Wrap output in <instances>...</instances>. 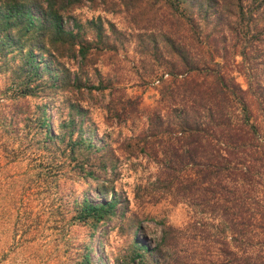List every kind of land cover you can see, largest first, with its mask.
Wrapping results in <instances>:
<instances>
[{"label":"trees","instance_id":"obj_1","mask_svg":"<svg viewBox=\"0 0 264 264\" xmlns=\"http://www.w3.org/2000/svg\"><path fill=\"white\" fill-rule=\"evenodd\" d=\"M85 1L109 10L118 4L143 15V31L137 34L147 65L142 78L154 83L165 111L145 108L144 127L123 140L125 152L147 155L156 167L155 179L138 185L134 197H169L195 213L182 228L162 220L161 236L152 247L138 240L132 249L138 257L117 264H144L148 255L161 264H264V0H0V47L5 42L7 53L21 55L14 66L20 79L13 107L23 106L19 98L47 86L45 73L53 87L67 86L68 75H61L57 58L77 57L84 70L93 63L94 46H110L97 19L88 21L95 39L86 37L78 22L64 27V17ZM141 1L149 3L148 9ZM35 48L48 52L47 60L34 54ZM235 71L244 75L246 87ZM75 81L79 83L78 76ZM107 86L121 89L112 82ZM111 101L113 117L131 115ZM38 108L33 122L53 136L45 106ZM80 110L75 104V111ZM69 147L102 149L81 131ZM101 153L106 158L96 166L114 170V150ZM77 163L81 171L96 175L94 163ZM128 205V197L121 199L113 188L102 202L85 201L80 214L100 219L110 209L124 212Z\"/></svg>","mask_w":264,"mask_h":264},{"label":"rangeland","instance_id":"obj_2","mask_svg":"<svg viewBox=\"0 0 264 264\" xmlns=\"http://www.w3.org/2000/svg\"><path fill=\"white\" fill-rule=\"evenodd\" d=\"M148 4L141 1L147 9ZM71 13L63 19L66 29L78 22L84 35L95 39L88 21L97 19L110 36V46L102 50L101 44L94 46L93 63L84 70L79 69L77 57L57 58L61 75L69 78L66 87H53L45 73L47 86L25 99L17 97L23 106L13 107L14 97L19 96L14 86L20 79L14 66L21 55L7 53L5 42L0 47V264H117L138 257L132 251L138 240L152 247L161 236L162 220L182 228L195 217L188 204L172 202L169 197L156 201L134 197L138 185L155 179L156 167L147 155L125 152L123 140L144 127L145 108L160 106L165 111L154 83L142 78L147 65L137 34L143 31V15L118 4L109 10L89 1L78 4ZM42 51L35 48L34 54L47 60L49 53ZM234 74L246 87L244 75ZM111 82L121 89L107 86ZM113 98L117 108L122 105L130 110L127 119L113 117ZM75 104L83 110L76 112ZM40 105L46 108L53 136L45 125L33 122ZM79 131L91 137L95 146L114 150L118 157L114 170L96 166L99 159L106 158L100 157L102 149L69 147ZM78 161L94 163L96 175L83 170L84 175ZM113 188L121 199L128 197L124 212L110 209L100 219L80 214L85 201L102 202ZM144 264L161 263L148 255Z\"/></svg>","mask_w":264,"mask_h":264}]
</instances>
